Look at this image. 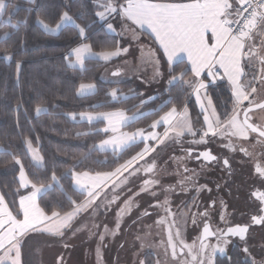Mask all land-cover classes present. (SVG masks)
Instances as JSON below:
<instances>
[{
    "label": "snow or ice",
    "instance_id": "6c2138e0",
    "mask_svg": "<svg viewBox=\"0 0 264 264\" xmlns=\"http://www.w3.org/2000/svg\"><path fill=\"white\" fill-rule=\"evenodd\" d=\"M29 7L25 11L29 14L35 12H44L49 15L52 23L45 22L44 19L37 18V24L42 26L43 30L48 33L56 32L65 26H72L78 30V35H84L85 27H81L71 13V6L68 0H61L57 3L56 0L42 2V0H27ZM102 11L95 13L105 24L108 30L114 31L113 23L119 18L124 23L131 21L132 24L143 28L147 26L154 36V43L158 44L157 52L160 53L155 59L154 76H162L161 65H168V84L172 85L178 82L184 91L191 90L195 94L197 103L200 106V113L197 114L195 123H199V129L194 128L193 122L179 120L175 125L172 123V117L177 112L175 106L171 107L164 115L160 116L150 125L151 129H156L159 125H167L168 128L164 132V137H168L169 131L174 133L173 140L179 142L180 138L185 135L192 137L199 136L195 143L209 144L214 140L220 143L221 147L227 148L230 152L243 153L244 156L252 157L253 152L248 150L246 145L251 144L249 137L257 141V144L264 146V0H191L189 3H151L149 0H125V3H120L119 0H105L101 5ZM19 10V6L12 3V0H0V19L5 24H12L15 13ZM58 17V20H57ZM111 18V19H110ZM27 23V20L21 21ZM15 27V25H13ZM257 39L260 40L259 47L256 44ZM162 50V52H161ZM91 46L88 44L81 45L73 49L69 56L74 55L75 60L80 65L84 64L85 53H91ZM121 51L127 49H115L113 51H101L97 55L103 60H110L112 57L118 56ZM181 54L187 55V60L191 63L190 71L194 74L193 80H185L184 77L188 73L185 68L179 75L175 73L177 62H183ZM3 55L6 60H12L14 53H9L5 50ZM260 65L259 75L255 71L256 64ZM21 64L16 63L17 76H19ZM246 69H252L251 78L245 80L249 75ZM113 75H119L114 72ZM226 80L229 86V100L232 102V107H225L223 111H218L219 106L213 103L211 97L207 95L210 85H214L216 81ZM93 85L81 84L79 94H84L93 88ZM204 93V98L207 103H203L201 94ZM117 90L111 91V96L117 98ZM154 98H149V100ZM148 101L141 99L140 104L136 105L137 109L143 107ZM170 101H165L166 107ZM19 107V105H18ZM163 110V108L161 109ZM47 109L37 105L35 113L39 115L41 112H46ZM187 114V108H185ZM243 114V119H241ZM82 120L92 122L95 119L103 117L108 121V127L103 131L113 133L107 139L100 141L99 148L107 149L111 147L113 152L126 150L144 144V147L135 154L127 152L129 158L123 163H120L114 170L108 171H74L70 170L72 182L79 188L81 195L85 197L83 201L73 200L68 198V211H45L37 202V197L42 192H46L51 188V185L31 182L26 179L24 167L19 158L13 155V160L16 165L20 166V180L22 187L31 186L29 195L21 196L18 208L9 207L6 203L4 195H0V264H20L21 248L32 239L31 233L43 235L49 233L53 236L64 237L69 230L73 233L81 231L87 225L81 224L76 227L78 218L84 213L95 212L97 216L102 214L101 204L98 203L102 199L101 193H112L111 198L107 199V203L103 206V212L111 209V206L117 204L120 199V194L128 185L134 183V177L142 170L146 173L153 171L155 167V157L151 156L156 151L154 146L147 143L150 140H162L155 132H145L143 128H136L133 131H121L122 127L130 126L138 119L136 113L128 116L125 111L119 110L116 112L99 113H80ZM200 116L203 117L202 121ZM73 119L76 114H72ZM255 117V119H254ZM239 138V147H237L232 138ZM228 141V143H225ZM25 143L33 154L34 160H39L40 157L37 150L32 148L30 140ZM253 148L256 145H252ZM96 150L95 146L94 149ZM188 154L191 155V149H188ZM148 158V159H146ZM216 162L228 170L229 175L232 174V164L228 156L223 158L213 155L210 150H205L195 157L199 160ZM87 159V157H85ZM264 160V156H262ZM144 162L142 168L141 162ZM106 162V161H105ZM187 171V169H185ZM255 172L264 180V163L258 162L255 166ZM51 180L58 184V179L55 172L51 175ZM150 183L158 184V181L144 180L143 192H149ZM264 187V185H262ZM119 189V190H118ZM63 192V189H62ZM167 190H162L161 194H165L163 202L157 205H149L145 208L143 215L150 216L149 209L155 210V207H160L165 212V217L159 220V225L169 224L167 246L172 248V256L176 257L175 241L180 237V223L183 219L186 224L188 219H191L193 224L196 223L194 216L189 215L184 217V214L177 210L176 213L170 212L169 201L166 196ZM66 196V193H64ZM151 195L157 197L155 189L151 190ZM259 202L257 214L250 218V224H237L226 229H218L213 231L211 226L207 224L208 211L207 208L203 212H197L201 217V222L204 223L203 237L201 239L199 250L196 256L198 264H215L214 257L216 253L221 254V259L224 264H264V244L259 246V259L253 255L254 246L250 244L252 239L250 228L252 225H259L264 228V190H256L251 193ZM130 203V201H126ZM214 203V202H213ZM63 208V205H61ZM119 207V205H117ZM185 207H187L185 205ZM197 207V205H193ZM127 209H120L118 217L126 214ZM173 216V222L168 221V216ZM22 216V218H21ZM59 221L57 224L56 222ZM54 225V228L47 227ZM97 229L99 225L96 226ZM176 228L175 234L172 228ZM120 228V220L117 219L115 229H108L104 225V232L99 233V239L102 242L106 235H115ZM210 236L215 237L216 243H203ZM229 237L238 238L239 243L236 247L239 249L238 255L242 259L233 261L228 255V245L233 243ZM167 251V248H166ZM99 255V248L97 250ZM183 252V249H181ZM191 254V248L189 250ZM62 264V258L58 262ZM140 264H144L143 261ZM159 264V261H157ZM187 264V262H185Z\"/></svg>",
    "mask_w": 264,
    "mask_h": 264
},
{
    "label": "trees",
    "instance_id": "16d2710c",
    "mask_svg": "<svg viewBox=\"0 0 264 264\" xmlns=\"http://www.w3.org/2000/svg\"><path fill=\"white\" fill-rule=\"evenodd\" d=\"M56 2L60 3L61 0ZM12 3L19 6L12 24L3 22L7 17L0 20V53L5 50L14 53L12 60H6L0 55V192L9 207L18 208L19 196L28 192L19 186L17 176L20 166L15 164L13 155L20 159L31 182L51 185L39 198L40 206L50 214L51 210H70L68 198L78 201L85 199L72 182L70 170H114L129 158L127 152L134 155L144 147V144L138 142V146L124 153L101 150L98 145L108 136L103 131L105 122L82 120L80 113L99 114L119 110L130 115L136 113V122L124 129L151 130L152 122L175 106L177 111L187 108L194 128L201 127L195 123L200 113L196 97L190 89L184 91L178 82L159 95H148L132 80L120 84L100 80L99 73L106 65L101 60L88 58L84 68L68 63V59L72 58L69 56L70 51L79 44L86 42L98 50H114L120 45L119 37L108 32L105 23L98 20L95 13L101 7L92 0H68L70 14L74 17L78 15L80 25L86 26L83 37L72 26H65L56 34L45 32L36 21L39 17L54 25L55 21L48 14L35 11L27 13V8L34 7L27 0H12ZM25 19L27 23H21ZM17 62L21 64L19 76ZM185 68L188 73L184 78L191 77L192 72L184 60L182 63L177 62L174 74L179 75ZM90 82L95 83V91L79 95L80 85ZM113 89L117 90V98L111 96ZM207 94L219 106L218 111L224 110L225 102L229 109L232 107L229 86L224 81L218 80L210 85ZM141 99L148 102L137 109L134 106L139 105ZM165 101H170L166 107ZM37 105L47 111L37 115ZM72 114H76L75 119ZM183 138L188 140L194 137L186 135ZM26 140L38 147L43 159L42 165L33 162L26 148ZM94 146L96 150H93ZM53 172L58 184L51 180ZM238 252L239 249L235 247L228 255L233 261L242 259ZM214 261L215 264H224L221 254L216 255ZM154 263V253L148 252L145 264Z\"/></svg>",
    "mask_w": 264,
    "mask_h": 264
},
{
    "label": "rangeland",
    "instance_id": "374dc122",
    "mask_svg": "<svg viewBox=\"0 0 264 264\" xmlns=\"http://www.w3.org/2000/svg\"><path fill=\"white\" fill-rule=\"evenodd\" d=\"M92 2L95 5L97 4L101 7V5L105 2V0H92ZM102 10L103 9L101 7L100 11ZM98 20L103 22L99 17ZM116 22L117 20L113 23V27L115 29L114 31L108 30L106 24L105 27L108 32L116 34L119 37L120 45L117 48L119 49L126 48L127 49L126 52L121 51L118 56L112 57L110 60L105 61L97 54L101 51H113V50H98L92 47L91 44L85 42L72 48L73 50L84 44H88L91 46L92 49L91 53L84 54L85 55L84 64L80 65L79 63H77L74 55H72L71 59H68V63L74 67L84 68L86 66V59L88 58L98 59L106 64L99 73V79L104 82H114L120 84L125 81L132 80L136 86L141 87L144 90V93L148 95L149 94L159 95L161 94L162 91L167 90V88L171 85L168 84V80L170 77L167 76L166 68L163 65H161L160 67L163 75L159 77L154 76L153 65L155 63V59L157 58L158 54L151 40L147 37L146 34H144L141 31L140 26L134 25L132 23H128V28L126 27L124 28V25L121 23V26L122 25L123 26L122 28H119L116 26ZM77 23H79L78 20ZM59 31L60 30H57L56 32H53V34H56ZM84 35H82V37ZM259 43L260 40L257 39L256 44L258 47H259ZM259 68L260 65L257 63L255 67V71L257 72V75H259ZM247 70L249 75L244 78L245 80L251 78V73L253 71L252 69H247ZM114 72H118L119 75H113ZM194 78H195L194 75H192L191 77L184 79L193 80ZM83 84L85 85L90 84L93 85L94 87L91 90L86 91L82 95L92 93L96 89V85L93 82L83 83ZM79 89H78V94H79ZM201 95L203 102L206 104L207 100L204 98V93L202 92ZM184 110L185 109L176 112V114L172 119L173 125H175L176 122L179 120H186L192 122L189 110L187 109V114H185ZM166 129H161V132L159 131V133H157V131L154 130H146L145 132L146 133L150 131L155 132V134L158 137H161ZM122 131H126V130L124 129ZM108 134H109L108 138L113 135V133L111 132H109ZM173 137H174V133L169 131L168 137H164L160 141L159 140L147 141L149 145L154 146L156 149V151L151 154V156H154L156 158L155 167L153 171L147 173L146 174L147 176H143L145 175L143 170H142L143 172L141 171L140 173H138L133 178L134 183L128 185V187L123 192H121L120 199L117 201V204L112 205L109 211L103 212V206L105 203H107V199L111 198L112 193L105 190L107 196L105 197V193H101L102 199L98 201V203L101 204L102 214L97 216L95 212H90V213H84L80 216V218H82L83 221L87 220L88 222V220L90 219H92V221L93 219L96 220V226L99 225V228L97 229L96 226H93V229H95V233L98 234V237H99V233L104 232V225H107L108 229L110 230L115 229L117 219L120 220V228L118 231H116V234L106 235L104 240L102 242L100 241L99 243V245L107 246L105 250L104 248L99 249V255L103 256L105 251V256L108 261H105V259H103L105 258L104 256L100 258L98 257V260L93 262L94 264H140L141 261H143L145 264V255L148 252L154 253L155 255L154 264H157V261H159V264H185V262H187V264H198V260L200 259V257H198L197 260H194L193 257L196 256L201 243L200 231L203 223L201 222V217L197 215V212H201L200 210L194 211L188 208L179 209V211L184 214V217H188L189 215L194 216L196 219V223L193 224L191 222V219H188L186 224L184 223L183 219L179 221L180 237L175 241L177 245L176 257L172 256V248L167 246L169 224L165 223L164 225L161 226L157 223L159 220L165 217L164 210L160 207H155V210L150 208L149 209V211L151 212L150 216L143 215V211L145 208H148L150 204L154 206L157 205V202L155 201L159 200L158 197H153L151 195V190L153 189L152 185L154 187L155 183H150L149 192L141 191V189L144 187L143 181L144 180H148L150 182L157 181V177H159V175H161V177L165 175L164 176L165 180L169 181L168 183H170L171 185H174L173 182H171L170 178H173L174 174L180 173V168H179L180 164L178 166L173 165L176 163V161L173 158L172 154L176 152L177 150L176 146L178 143L187 147L188 143L190 144V142L183 137L180 138L179 142H175L173 140ZM164 144H165V149H162L161 146H163ZM26 148L33 162L36 165H42L43 159L38 147L32 144V148L37 150V153L40 157L39 160L33 159V154L31 150L28 148L27 144H26ZM141 166L143 168L144 166L143 161L141 162ZM169 167H175L176 169L172 170L173 172L172 171L170 172ZM126 201H130V203H126ZM117 205H119V207H117ZM120 209H127L128 211L122 217H118V213ZM177 210L178 209L170 210V212L176 213ZM213 211H210L212 215L214 214ZM231 213H232L231 210L223 209L222 211L219 212V215L215 216L216 221L214 226L216 230L225 229L227 225L229 224L231 225L235 223V220H237L239 215L236 213H235L236 215ZM169 216H168V221H169ZM169 222H171V220ZM189 224L192 226L193 229L196 230L195 238L194 236H192L191 239H188L189 237L187 236L188 233L187 231L189 228ZM172 232L173 234H175L176 232L175 227L172 228ZM253 232L254 231L250 233L252 237V239L250 240V244L254 246L253 255H255L256 258L259 259L260 258L258 255L259 246L261 244H264V229L259 228L255 230L254 233ZM258 233L260 235H256ZM179 239L181 241H185L186 244L191 247L192 254H189L188 249L184 245H182ZM229 239L232 240L233 243L228 245V249H227L228 253L233 248H235L236 245L239 243L238 238L229 237ZM208 243L215 244L216 243L215 237L210 239L206 244ZM181 249H183V252H181ZM96 252L97 250L93 252V255L94 254L98 255V252L97 253ZM218 254L220 253L217 252L216 255ZM42 256L43 253H41V257Z\"/></svg>",
    "mask_w": 264,
    "mask_h": 264
},
{
    "label": "flooded vegetation",
    "instance_id": "af4514ba",
    "mask_svg": "<svg viewBox=\"0 0 264 264\" xmlns=\"http://www.w3.org/2000/svg\"><path fill=\"white\" fill-rule=\"evenodd\" d=\"M241 119H243V114H241ZM198 139L199 137L188 139L190 144L187 141V147L179 143L177 144V150L172 156L176 161L173 165L178 166L180 164V173H176L173 175V178H170L174 185H171L168 183L169 181L165 180L164 174L163 177H161V175L157 177L159 183L155 184L154 187L152 185V188L157 191V197L159 198V200L155 202H157V204L163 202L165 194H161V192L162 190H167L166 196L170 202V210L188 208L203 212L207 208L208 219L206 222L211 226L213 231H216L214 226L216 221L215 216L219 215V212L223 209H229L232 211L231 214L236 213L239 215L235 223L229 224L227 227H232L237 224H250L251 216L257 214L259 209V202L251 196V193L256 190H264V187H262V185H264V180L255 172L256 164L258 162L264 163V160H262V156H264V146H260L255 139L249 137L251 144L246 146L254 155L248 157L240 152H230L227 148L221 147L220 143L215 140L207 145L195 143L194 141ZM232 141L239 147V138L234 137ZM225 143H228V141H225ZM252 145H256V147L253 148ZM161 147L165 149V144ZM188 149L192 150L191 155L188 154ZM205 150H210L213 155H217L221 158L228 156L232 164V174L229 175L228 170L220 163L204 161L203 158L199 160L195 159L197 155ZM169 168L170 172L176 169L175 167ZM185 169H187V171ZM144 174L143 176H147L146 172H144ZM194 203L197 207H193ZM185 205L187 207H185ZM210 211H213L214 214L212 215ZM173 219V216L170 215L169 221L171 220V222H173ZM203 227L204 223L201 226L200 238ZM259 228L262 227L259 225H252L250 233H252V231L255 232V230ZM187 232L188 239H191L192 236H194V238L196 237V230L193 229L190 224ZM256 235L260 234L258 233ZM212 238L214 237L208 238L203 243L206 244ZM180 242L188 251L190 250L191 247L188 246L185 241L180 240Z\"/></svg>",
    "mask_w": 264,
    "mask_h": 264
},
{
    "label": "crops",
    "instance_id": "0c3cea01",
    "mask_svg": "<svg viewBox=\"0 0 264 264\" xmlns=\"http://www.w3.org/2000/svg\"><path fill=\"white\" fill-rule=\"evenodd\" d=\"M120 3H125V0H119ZM151 3H189L191 0H149ZM111 19V18H110ZM121 23L124 25V28H128V23H132L131 21H127V23H124L122 20L117 18L116 26L119 28H122ZM138 26V25H137ZM141 31L147 35V37L151 40L154 47L158 48V44L154 43V36L151 34V30L144 26L141 28ZM162 52V50H161ZM159 55L160 53L157 52ZM184 61H186L188 68L191 69V63L187 60L186 54H181ZM167 71L168 75V65L165 61V63L162 64ZM248 72V70L246 69ZM192 75H194L192 73ZM224 82L228 85L227 81L224 80ZM194 94V93H193ZM195 96V94H194ZM196 97V96H195ZM202 99V95H201ZM203 102V100H202ZM204 103V102H203ZM182 111V110H180ZM116 112V111H112ZM108 113V112H107ZM126 115L131 116L127 112H125ZM176 114V113H175ZM174 114V115H175ZM96 115V114H94ZM173 115V117H174ZM173 117L171 119H173ZM86 120V119H85ZM103 120L105 122V127H108V121L104 118L95 119L93 121ZM167 125L161 124L156 129H151L154 131H157L159 133V129H166ZM124 130V127L121 128V131ZM146 131V130H145ZM110 132V131H109ZM108 132V133H109ZM161 132V131H160ZM187 135V134H186ZM109 136V134H108ZM108 136L105 138L107 139ZM164 138V134L160 137ZM160 141V140H159ZM99 146V145H98ZM101 150H109L112 151L111 147L107 149H101ZM119 151V150H118ZM25 173V171H24ZM18 182L19 186L22 190H28L27 193L22 194L18 198V206H19V200L21 196L29 195L32 191L31 186L25 188L21 186V180H20V172L18 174ZM25 177L27 180H29L28 176L25 173ZM30 181V180H29ZM75 185V184H74ZM75 187L79 190V188L75 185ZM41 194L37 197V202L39 203V198L41 197ZM0 195L1 192H0ZM22 218V216H21ZM82 218H78L76 222V227H79L81 224L87 225V227H84L81 231L73 233L71 230L67 232V234L64 237H57L53 236L49 233H45L43 235H39L36 233H31L32 239L27 240V242L24 244V246L21 248V256H20V264H58V262L62 258V264H94V261L98 260V257H105V261H108L105 256V251L103 256L102 255H93V252L95 250H98V248H104V250L107 248L106 245H99L100 239L98 237V234L95 233V229H93V226H96V220L90 219L83 221ZM57 224L59 221L56 222ZM47 227L54 228V225L50 224ZM43 249V250H42ZM89 252V253H88ZM41 253H43V256L41 257ZM97 253V252H96ZM3 253L0 252V255ZM35 257V258H34ZM41 262V263H40Z\"/></svg>",
    "mask_w": 264,
    "mask_h": 264
},
{
    "label": "water",
    "instance_id": "95a60500",
    "mask_svg": "<svg viewBox=\"0 0 264 264\" xmlns=\"http://www.w3.org/2000/svg\"><path fill=\"white\" fill-rule=\"evenodd\" d=\"M204 228V227H203ZM202 237H203V229H202V234H201V238H200V242H201V239H202ZM212 236H210L209 238H211ZM205 240H203V242H204Z\"/></svg>",
    "mask_w": 264,
    "mask_h": 264
}]
</instances>
